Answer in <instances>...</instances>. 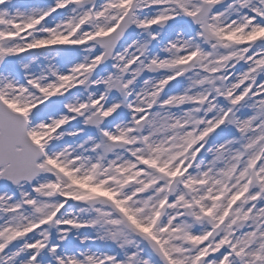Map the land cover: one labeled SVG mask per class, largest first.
I'll return each instance as SVG.
<instances>
[{"label":"snow or ice","instance_id":"6c2138e0","mask_svg":"<svg viewBox=\"0 0 264 264\" xmlns=\"http://www.w3.org/2000/svg\"><path fill=\"white\" fill-rule=\"evenodd\" d=\"M0 264H264V0H0Z\"/></svg>","mask_w":264,"mask_h":264},{"label":"rangeland","instance_id":"374dc122","mask_svg":"<svg viewBox=\"0 0 264 264\" xmlns=\"http://www.w3.org/2000/svg\"><path fill=\"white\" fill-rule=\"evenodd\" d=\"M37 2H38V0H37Z\"/></svg>","mask_w":264,"mask_h":264}]
</instances>
